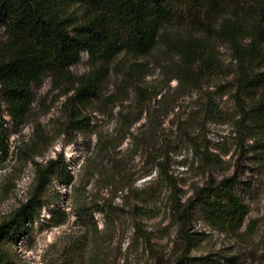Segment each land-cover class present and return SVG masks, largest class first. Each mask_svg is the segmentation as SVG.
Here are the masks:
<instances>
[{
    "label": "rangeland",
    "instance_id": "rangeland-1",
    "mask_svg": "<svg viewBox=\"0 0 264 264\" xmlns=\"http://www.w3.org/2000/svg\"><path fill=\"white\" fill-rule=\"evenodd\" d=\"M238 1L252 15L260 11L256 0ZM218 52L226 71L202 91L182 90L177 80L169 83L154 70L143 86L157 96L143 112L133 90L116 106L106 103L120 82L112 72L103 100L86 112L80 131L69 125L66 96L56 100L62 90L53 89L51 76L42 78L34 87L31 117L24 123L7 117L8 152L0 154V224L33 193L32 160L44 163L61 154L73 179L48 187L45 207L9 244L10 264H176L187 252L221 264H264V163L243 122L237 63L225 44ZM158 55L139 62L154 68ZM90 70L83 53L72 72L82 76ZM125 116L137 121L126 133L121 130ZM107 140L110 152L102 154ZM162 162L166 166L159 178ZM166 175L174 184L165 181ZM227 177H235L236 191L248 207L240 235L217 230L196 210L189 228L192 240L179 239L173 198L185 204L197 189ZM82 205L102 210L84 219L79 217Z\"/></svg>",
    "mask_w": 264,
    "mask_h": 264
},
{
    "label": "trees",
    "instance_id": "trees-1",
    "mask_svg": "<svg viewBox=\"0 0 264 264\" xmlns=\"http://www.w3.org/2000/svg\"><path fill=\"white\" fill-rule=\"evenodd\" d=\"M256 4L260 11L252 15L238 0H0V154L8 152L7 117L15 123L31 117L34 87L45 76L52 77L54 90H62L57 101L66 96L69 125L80 131L86 112L103 100L112 72L120 82L106 103L116 106L133 90L143 112L157 96L143 86L154 70H160L169 83L177 80L182 90L202 91L204 84L226 71L218 52L225 44L237 63L243 122L264 163V1L256 0ZM178 28L185 30L174 33ZM155 52L159 55L153 60L154 68L139 62ZM83 53L88 54L91 70L76 76L72 67L81 63ZM124 119L121 130L126 133L137 121ZM110 149L107 140L101 152L109 154ZM195 152L198 155V149ZM32 162L36 174L33 193L0 224V264H10L9 244L45 207L48 187L73 179L61 154L44 163ZM165 166L159 163V178ZM164 179L174 184L168 175ZM101 210L82 205L79 217L90 218ZM172 210L179 224L178 238L187 242L192 240L189 228L196 210L212 227L234 235H240L248 216L235 177L208 182L185 204L173 198ZM176 264L221 262L194 258L187 252Z\"/></svg>",
    "mask_w": 264,
    "mask_h": 264
}]
</instances>
